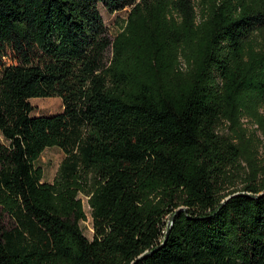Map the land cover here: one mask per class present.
Masks as SVG:
<instances>
[{
    "label": "trees",
    "instance_id": "16d2710c",
    "mask_svg": "<svg viewBox=\"0 0 264 264\" xmlns=\"http://www.w3.org/2000/svg\"><path fill=\"white\" fill-rule=\"evenodd\" d=\"M0 133V264H264V0H0Z\"/></svg>",
    "mask_w": 264,
    "mask_h": 264
},
{
    "label": "rangeland",
    "instance_id": "374dc122",
    "mask_svg": "<svg viewBox=\"0 0 264 264\" xmlns=\"http://www.w3.org/2000/svg\"><path fill=\"white\" fill-rule=\"evenodd\" d=\"M99 10L106 26L108 27L109 34L111 37H114L117 34L122 24L127 20L128 14L130 12V8L127 7L114 13H110L103 7L101 3L99 4ZM30 103L33 106L32 114L38 116L53 115L62 112L64 109L62 99L55 96L44 98H31ZM244 122L249 128H257V125L252 124L251 122L247 121V119H245ZM222 132H225V130L222 129ZM257 134L260 136V138H263L260 132H258ZM0 140H3L1 133ZM65 156L66 153L59 147H48L43 151V153L37 160L36 165L42 168L44 174V181L52 182L54 180ZM232 173L234 174V184L228 183L225 192L234 188L240 189L243 186V179L245 176L244 173L241 170H238L237 168H234L232 170ZM81 197L83 198L84 207L88 215V219L84 222H81V228L84 234L91 239L94 233V229L92 226L91 210L90 206L88 205V198L85 196Z\"/></svg>",
    "mask_w": 264,
    "mask_h": 264
}]
</instances>
